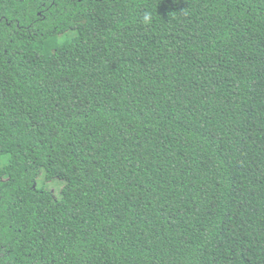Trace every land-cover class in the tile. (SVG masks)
I'll use <instances>...</instances> for the list:
<instances>
[{"label": "trees", "instance_id": "obj_1", "mask_svg": "<svg viewBox=\"0 0 264 264\" xmlns=\"http://www.w3.org/2000/svg\"><path fill=\"white\" fill-rule=\"evenodd\" d=\"M0 264H264V0H0Z\"/></svg>", "mask_w": 264, "mask_h": 264}, {"label": "rangeland", "instance_id": "obj_2", "mask_svg": "<svg viewBox=\"0 0 264 264\" xmlns=\"http://www.w3.org/2000/svg\"><path fill=\"white\" fill-rule=\"evenodd\" d=\"M39 185L47 190H51L55 195L60 196V191L64 186V182L60 179L45 180L44 175H41L38 179ZM27 194V193H26ZM24 194V196L26 195ZM28 197H32L29 195ZM44 205V204H43Z\"/></svg>", "mask_w": 264, "mask_h": 264}, {"label": "clouds", "instance_id": "obj_3", "mask_svg": "<svg viewBox=\"0 0 264 264\" xmlns=\"http://www.w3.org/2000/svg\"><path fill=\"white\" fill-rule=\"evenodd\" d=\"M143 20H144V22L145 23H148V22H150V20H151V16H150V14H145L144 15V17H143Z\"/></svg>", "mask_w": 264, "mask_h": 264}]
</instances>
